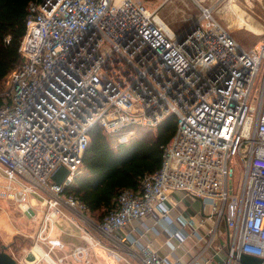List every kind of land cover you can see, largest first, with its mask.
Instances as JSON below:
<instances>
[{
  "label": "built area",
  "instance_id": "1",
  "mask_svg": "<svg viewBox=\"0 0 264 264\" xmlns=\"http://www.w3.org/2000/svg\"><path fill=\"white\" fill-rule=\"evenodd\" d=\"M191 1L199 14L179 34L144 0L29 3L23 61L0 93V169L9 180L3 194L29 214V194L44 208L35 241L23 259L13 255L20 264L92 262L88 246L60 253L64 245L50 236L67 208L89 218L66 188L80 171L90 129L100 124L123 142L137 125L156 127L170 113L177 129L160 168L138 190L123 189L117 208L89 224L95 243L131 264H185L147 236L183 242L194 235L204 252L192 264H243V254L264 264V36L247 48L215 16L214 0ZM237 159L244 176L236 192ZM61 166L69 174L57 184L52 175ZM174 192L202 201L181 222L191 232L170 228Z\"/></svg>",
  "mask_w": 264,
  "mask_h": 264
},
{
  "label": "trees",
  "instance_id": "2",
  "mask_svg": "<svg viewBox=\"0 0 264 264\" xmlns=\"http://www.w3.org/2000/svg\"><path fill=\"white\" fill-rule=\"evenodd\" d=\"M31 1L0 0V84L23 61L19 48L26 32ZM176 129L174 113L168 114L156 127L137 125L135 134L123 142L100 124L94 125L80 171L67 186V192L102 220L110 210L117 208V196L123 189L138 190L143 178L160 168L163 146Z\"/></svg>",
  "mask_w": 264,
  "mask_h": 264
},
{
  "label": "crops",
  "instance_id": "3",
  "mask_svg": "<svg viewBox=\"0 0 264 264\" xmlns=\"http://www.w3.org/2000/svg\"><path fill=\"white\" fill-rule=\"evenodd\" d=\"M181 197H183V199ZM172 198L177 200L178 204L172 206L170 210V214L174 218V223H172L170 228L174 230L184 228L187 232H191L192 227L189 225L182 227L181 222L188 217V213L193 215L195 211L198 212L202 208V201L200 199H192L184 196L181 192H174ZM197 200L201 202L200 207L196 204ZM27 202L33 209V215L23 211L18 206V201L16 200V211L9 207L0 206V245H6L10 253H14L15 250L20 249H22V251L26 250L25 252H27L35 241L39 218L43 216L44 208L42 207L41 200L33 194L28 195ZM67 211L69 217H72L73 220L69 217L59 218L50 234L51 237L61 240L64 245V250L60 251V253H68L77 245H86L92 253V262L90 264H131L126 260L115 259L107 252L105 246L100 243H95V232L91 230L92 228L89 226L87 220L71 208H67ZM199 217H201V213L196 215V221L199 220ZM152 221V219H147L149 223ZM167 237V233H160L159 235L149 234L147 240H150L154 245H161L162 252L170 254L171 260L180 258L185 264H192L195 256L203 255L204 251L201 243L196 241L194 235L188 236L183 242H179L176 237L172 240H168ZM41 247L44 251L48 249L45 243H41ZM39 264L47 263L43 261ZM66 264L82 263L68 261Z\"/></svg>",
  "mask_w": 264,
  "mask_h": 264
},
{
  "label": "rangeland",
  "instance_id": "4",
  "mask_svg": "<svg viewBox=\"0 0 264 264\" xmlns=\"http://www.w3.org/2000/svg\"><path fill=\"white\" fill-rule=\"evenodd\" d=\"M144 1L150 9L159 8L158 12L160 17L168 23V27L175 31L176 34L182 33L187 27H190L196 16L199 14L197 7L191 0H168L167 2H164V0ZM214 2H216V8L214 11L215 16L224 26L236 34L237 40L245 47H252L253 44L258 42V40L264 36V0H214ZM236 13H239L244 19L241 20L243 24L240 23L239 25L232 27L233 23L238 18ZM4 86V80H2L0 84V93L3 91ZM243 176L244 165L239 159H237L235 163V174L233 177V184L236 192L241 189ZM8 183L9 180L0 169V206L9 207L16 211L15 199L7 194H3V192L8 189ZM196 204L198 207L201 206V202L198 200ZM192 210L194 211L193 208ZM88 216L89 218L85 219L92 225V227H95V223L99 222L100 218L92 213H88ZM221 230L223 232H226L227 230L225 220L222 222ZM25 251H22V249L15 250L14 253L11 254L16 258L18 257V259H23L24 254L26 253ZM224 258V254H221L217 258V261L222 262ZM111 262L113 261L111 260Z\"/></svg>",
  "mask_w": 264,
  "mask_h": 264
},
{
  "label": "water",
  "instance_id": "5",
  "mask_svg": "<svg viewBox=\"0 0 264 264\" xmlns=\"http://www.w3.org/2000/svg\"><path fill=\"white\" fill-rule=\"evenodd\" d=\"M69 174L65 166H61L53 175L52 179L57 184H62ZM243 264H261V258L253 255L243 254L241 256ZM0 264H20L19 261L7 250L6 245L0 246Z\"/></svg>",
  "mask_w": 264,
  "mask_h": 264
},
{
  "label": "bare ground",
  "instance_id": "6",
  "mask_svg": "<svg viewBox=\"0 0 264 264\" xmlns=\"http://www.w3.org/2000/svg\"><path fill=\"white\" fill-rule=\"evenodd\" d=\"M230 8V7H229ZM237 14V13H236ZM232 15V14H231ZM238 18L235 20V22L233 23L232 27L236 26V25H239L240 23L243 24V22L241 21L243 18L240 16V14L238 13ZM230 16V15H229ZM233 17V16H232ZM229 19V18H228ZM244 20V19H243ZM231 21V20H230ZM42 251V250H40Z\"/></svg>",
  "mask_w": 264,
  "mask_h": 264
}]
</instances>
